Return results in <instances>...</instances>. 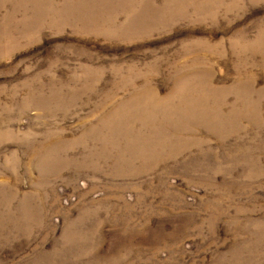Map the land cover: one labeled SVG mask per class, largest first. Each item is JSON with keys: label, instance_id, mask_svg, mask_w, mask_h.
Returning a JSON list of instances; mask_svg holds the SVG:
<instances>
[{"label": "rangeland", "instance_id": "374dc122", "mask_svg": "<svg viewBox=\"0 0 264 264\" xmlns=\"http://www.w3.org/2000/svg\"><path fill=\"white\" fill-rule=\"evenodd\" d=\"M0 264H264V0H0Z\"/></svg>", "mask_w": 264, "mask_h": 264}]
</instances>
